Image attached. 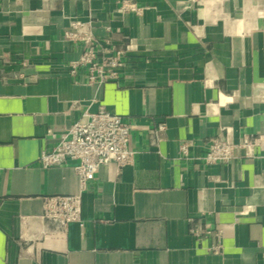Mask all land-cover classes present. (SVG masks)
<instances>
[{"label": "crops", "instance_id": "crops-1", "mask_svg": "<svg viewBox=\"0 0 264 264\" xmlns=\"http://www.w3.org/2000/svg\"><path fill=\"white\" fill-rule=\"evenodd\" d=\"M77 20L124 50L118 79L71 72ZM102 107L135 155L81 190L39 155ZM220 135L240 148L208 164ZM78 192L81 222L43 216ZM0 264H264V0H0Z\"/></svg>", "mask_w": 264, "mask_h": 264}, {"label": "built area", "instance_id": "built-area-1", "mask_svg": "<svg viewBox=\"0 0 264 264\" xmlns=\"http://www.w3.org/2000/svg\"><path fill=\"white\" fill-rule=\"evenodd\" d=\"M65 36L84 46L79 59L70 61L71 72L83 65L88 68L90 81L105 82L119 78L124 65V50L118 48L110 37L96 36L90 24L80 20L72 23ZM134 127L133 123L103 107L96 112L86 113L57 137V143L51 150L41 151L40 166L50 168L71 162L82 190L103 166L115 162L118 167H123L132 162L135 151L129 147V141ZM163 128V125L159 127ZM51 134L56 137L54 132L51 131ZM189 145L188 141L180 144L182 155L187 154ZM239 148L240 145L227 136H217L208 145L205 161L208 164L228 163ZM81 211L79 192L49 195L43 203V216L57 220L63 228L70 222H81ZM192 232L199 237L219 235V230L209 224H205L204 228L193 227ZM211 249L217 251L219 246Z\"/></svg>", "mask_w": 264, "mask_h": 264}]
</instances>
